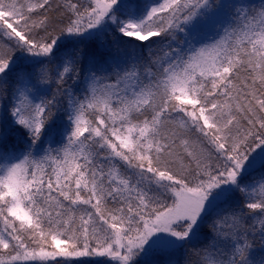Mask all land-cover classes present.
Returning a JSON list of instances; mask_svg holds the SVG:
<instances>
[{"label":"snow or ice","instance_id":"snow-or-ice-1","mask_svg":"<svg viewBox=\"0 0 264 264\" xmlns=\"http://www.w3.org/2000/svg\"><path fill=\"white\" fill-rule=\"evenodd\" d=\"M0 264H264V0H0Z\"/></svg>","mask_w":264,"mask_h":264},{"label":"trees","instance_id":"trees-1","mask_svg":"<svg viewBox=\"0 0 264 264\" xmlns=\"http://www.w3.org/2000/svg\"><path fill=\"white\" fill-rule=\"evenodd\" d=\"M259 251V250H258Z\"/></svg>","mask_w":264,"mask_h":264}]
</instances>
